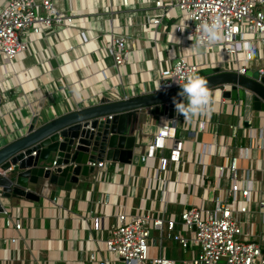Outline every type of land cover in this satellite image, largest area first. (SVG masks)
Instances as JSON below:
<instances>
[{"label":"crops","instance_id":"0c3cea01","mask_svg":"<svg viewBox=\"0 0 264 264\" xmlns=\"http://www.w3.org/2000/svg\"><path fill=\"white\" fill-rule=\"evenodd\" d=\"M52 1L61 11L75 12L76 30L86 31L88 41L79 44L72 33L67 36L46 30L20 55L15 64V85L4 94L0 106L1 146L25 133L39 100L37 125L98 103L113 86L129 95L152 92L158 66H164L170 52L162 29L158 30L156 43L150 39V32L141 29V11L147 8L146 0H133L128 12L118 10L119 0ZM103 5L114 11L105 13ZM128 13L130 25L126 26ZM108 28L112 34H127L126 46L130 51L118 69L100 44V32ZM253 47L254 56L246 70H264V48L257 43ZM172 49L180 51L178 44L172 45ZM100 69L106 74L104 82L98 75ZM209 90L212 102L200 114L187 121L183 115L177 116L176 137L183 139L184 146L180 160L166 163L163 172L173 192L164 211L159 200V182L152 176L157 158L141 162L139 155L165 118L145 108L138 114L136 142L129 164L103 160L105 167L100 174L96 175L94 169L86 177H79L69 190L53 185L39 188L43 180L38 178L36 201L3 198L4 212L17 217L21 226L19 239L7 242L15 232L4 226L5 214L0 212V264H98L100 257L105 256L103 240L117 212L130 215L148 212L152 217L176 218L185 206L211 207L215 196H224L230 180L225 174L215 190L208 189L206 184H213L216 166L225 165L231 154H239L238 175L249 173L256 189L247 212L239 216L243 236L264 242V215L257 204V200H264V148L252 146L247 135L249 128H262L264 138L263 112L252 110L247 97L225 99L214 88ZM198 120L204 123L201 131L196 127ZM169 146L170 142L163 150L164 155ZM206 147L208 154L202 152ZM53 197L57 199L54 203ZM152 236V256L160 255L174 264H189L196 254V249L182 250L164 237L155 239V230ZM107 264L115 262L111 258Z\"/></svg>","mask_w":264,"mask_h":264},{"label":"built area","instance_id":"2783aa9c","mask_svg":"<svg viewBox=\"0 0 264 264\" xmlns=\"http://www.w3.org/2000/svg\"><path fill=\"white\" fill-rule=\"evenodd\" d=\"M132 2L119 0L118 10L128 12ZM146 3L147 8L141 11V29L152 34L150 39L154 43L157 42L158 30L162 29L165 41L170 46L164 66H158L153 91L183 84L192 74L203 76L201 71L204 69L217 68L243 74L247 63L253 59V44L264 48V0H146ZM102 7L105 13L114 11L109 5ZM129 14L126 26L130 25ZM74 17V11H61L52 0H0V106L4 94L15 85L17 59L31 47L37 36L49 30L67 36L72 33L78 37L79 44L88 41L86 31L76 30ZM216 19L220 21V32L224 38L210 43L199 29L202 24H211ZM109 29L100 32V44L118 69L125 63L130 51L126 46L127 34H112ZM174 44L179 45V53L173 51ZM98 73L101 82H104V70L100 69ZM258 73L262 75L263 70L259 69ZM214 89H219L220 94L223 90H230V85L222 84ZM133 96L137 95L118 92L113 86L104 99L105 102H111ZM246 97L250 102L251 94L245 91L244 99ZM176 119L174 115L159 123L139 155L141 162L157 158L152 176L159 182L162 211L173 194L163 174L166 163H177L184 146L183 139L176 137ZM196 127L201 131L204 123L198 120ZM247 135L252 146L261 150L264 148L262 128H249ZM168 142L170 146L164 155L163 150ZM202 152L208 154L209 147L203 148ZM238 157L239 154H231L225 165L216 166L213 184L207 183V188L217 189L225 174L230 182L224 196H215L209 208L185 206L176 218L152 217L148 212L136 215L117 212L109 234L103 240L105 256L100 257L98 264H107L111 258L115 264H174L171 259L150 254L153 230L157 232V238L154 237L157 240L164 237L182 250L196 249L189 264H264V242L246 239L242 233L239 216L247 212L256 189L249 173L238 175ZM90 165L96 169V175L105 167L103 161ZM2 200L0 187V204ZM56 201V197H53L52 202ZM257 204L264 215V200H257ZM3 213L4 226L15 232L6 241L15 243L19 239L20 220L7 215L4 210Z\"/></svg>","mask_w":264,"mask_h":264},{"label":"water","instance_id":"95a60500","mask_svg":"<svg viewBox=\"0 0 264 264\" xmlns=\"http://www.w3.org/2000/svg\"><path fill=\"white\" fill-rule=\"evenodd\" d=\"M203 77L208 88L230 85L220 96L225 99H244L251 94L252 110L264 112V70H246L243 74L212 68ZM182 89L175 86L124 100L98 103L76 108L37 125L40 100L27 124L25 133L0 147L1 196L38 200L39 188L53 185L69 190L79 177L94 171L90 163L99 161L129 164L136 142L135 128L138 114L149 108L156 115L171 119L177 115L173 98L180 99ZM110 116V118L108 117ZM103 117V118H101ZM4 208L0 204V212Z\"/></svg>","mask_w":264,"mask_h":264},{"label":"clouds","instance_id":"9594fccd","mask_svg":"<svg viewBox=\"0 0 264 264\" xmlns=\"http://www.w3.org/2000/svg\"><path fill=\"white\" fill-rule=\"evenodd\" d=\"M220 27V21L216 19L211 24H202L199 30L208 42L215 43L224 38L220 32ZM178 84L182 91L177 94L180 99L173 98V104L177 115H183L185 121L200 114L212 102V93L203 77L192 74L186 78L185 83ZM217 95H219V89H217Z\"/></svg>","mask_w":264,"mask_h":264},{"label":"rangeland","instance_id":"374dc122","mask_svg":"<svg viewBox=\"0 0 264 264\" xmlns=\"http://www.w3.org/2000/svg\"><path fill=\"white\" fill-rule=\"evenodd\" d=\"M209 72H210L209 69H204V70L201 71V74H207V73H209ZM243 100H244V99H243Z\"/></svg>","mask_w":264,"mask_h":264}]
</instances>
